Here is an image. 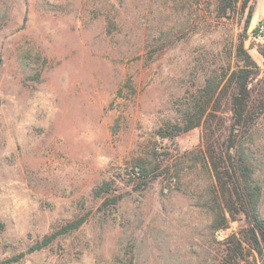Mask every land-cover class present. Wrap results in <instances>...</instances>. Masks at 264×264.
<instances>
[{
  "label": "rangeland",
  "instance_id": "obj_1",
  "mask_svg": "<svg viewBox=\"0 0 264 264\" xmlns=\"http://www.w3.org/2000/svg\"><path fill=\"white\" fill-rule=\"evenodd\" d=\"M224 3L0 0V260L81 218L13 264L225 262L224 241L244 220L214 228L202 127L173 128L200 90L216 98L243 64L240 46L255 63L252 94L264 100V0L243 11L242 0ZM214 98L219 132L230 102ZM261 113L246 146L264 217ZM243 253L226 264H264V251Z\"/></svg>",
  "mask_w": 264,
  "mask_h": 264
},
{
  "label": "trees",
  "instance_id": "obj_2",
  "mask_svg": "<svg viewBox=\"0 0 264 264\" xmlns=\"http://www.w3.org/2000/svg\"><path fill=\"white\" fill-rule=\"evenodd\" d=\"M225 1L224 6L233 7L238 0ZM248 0H242L241 10L245 9ZM227 4V5H226ZM251 12L248 10V13ZM248 16L245 19L247 26ZM243 64L232 70L227 81L221 87L216 98L215 91L208 88L200 90L193 99V105L185 118V125H173L177 132L187 131L193 127H202V152L208 172L213 177L212 210L214 211V228L227 227L229 220L242 216L244 226L238 233H231L224 241L225 262L227 259L242 258L245 245L263 254L264 251V217L260 213V204L263 195V186L256 176V170L248 151L246 143L251 141L253 129L262 118L261 109L264 100L257 104L249 86L251 77L255 73L254 61L243 49L238 48ZM264 95V92L262 93ZM221 96H228L231 110V123L223 130L216 132L213 124L216 115L212 112L211 101L217 102ZM213 102V101H212ZM136 176L146 184L149 170L145 164L135 165ZM178 177V175H176ZM83 219L68 222L59 230L44 235L40 240L30 245L26 251L16 253L6 259H1L0 264H13L19 261L26 253L46 247L58 235L78 228ZM3 223L0 222V231ZM227 258V259H226Z\"/></svg>",
  "mask_w": 264,
  "mask_h": 264
},
{
  "label": "built area",
  "instance_id": "obj_3",
  "mask_svg": "<svg viewBox=\"0 0 264 264\" xmlns=\"http://www.w3.org/2000/svg\"><path fill=\"white\" fill-rule=\"evenodd\" d=\"M257 37L261 38L264 36V21H261L257 26Z\"/></svg>",
  "mask_w": 264,
  "mask_h": 264
}]
</instances>
